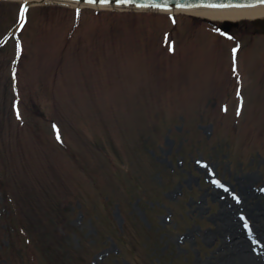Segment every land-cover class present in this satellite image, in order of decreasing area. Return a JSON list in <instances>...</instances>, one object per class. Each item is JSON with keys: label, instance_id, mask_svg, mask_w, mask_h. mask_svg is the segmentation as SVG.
<instances>
[{"label": "rangeland", "instance_id": "1", "mask_svg": "<svg viewBox=\"0 0 264 264\" xmlns=\"http://www.w3.org/2000/svg\"><path fill=\"white\" fill-rule=\"evenodd\" d=\"M25 2L0 0V264H215L211 188H264V36Z\"/></svg>", "mask_w": 264, "mask_h": 264}, {"label": "bare ground", "instance_id": "2", "mask_svg": "<svg viewBox=\"0 0 264 264\" xmlns=\"http://www.w3.org/2000/svg\"><path fill=\"white\" fill-rule=\"evenodd\" d=\"M25 1L37 5L50 0ZM71 3L75 6L78 4ZM176 11L216 22L264 19V4L223 8L196 7L170 12ZM252 180L250 176L242 177L238 183L239 191L233 195L222 186L211 188L210 195L220 205L218 214L213 216L216 227L203 235L207 242L220 241L218 250L211 256L212 263L264 264V188L255 189L252 187ZM237 196L239 201L236 200Z\"/></svg>", "mask_w": 264, "mask_h": 264}, {"label": "water", "instance_id": "3", "mask_svg": "<svg viewBox=\"0 0 264 264\" xmlns=\"http://www.w3.org/2000/svg\"><path fill=\"white\" fill-rule=\"evenodd\" d=\"M79 3L93 5H114L139 9L175 10L189 9L196 7L223 8L231 6H254L264 4V0H70ZM234 22H223L219 29L223 32H230L237 28ZM254 28L258 33H264V20H255Z\"/></svg>", "mask_w": 264, "mask_h": 264}, {"label": "snow or ice", "instance_id": "4", "mask_svg": "<svg viewBox=\"0 0 264 264\" xmlns=\"http://www.w3.org/2000/svg\"><path fill=\"white\" fill-rule=\"evenodd\" d=\"M27 9H28V5L26 4V5L24 6V12H25V13L27 12ZM239 199H240V198L237 196V197H236V200L239 201ZM247 226H248V225H245V227H247Z\"/></svg>", "mask_w": 264, "mask_h": 264}, {"label": "flooded vegetation", "instance_id": "5", "mask_svg": "<svg viewBox=\"0 0 264 264\" xmlns=\"http://www.w3.org/2000/svg\"><path fill=\"white\" fill-rule=\"evenodd\" d=\"M250 25L253 27V23H250Z\"/></svg>", "mask_w": 264, "mask_h": 264}]
</instances>
